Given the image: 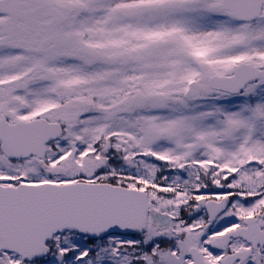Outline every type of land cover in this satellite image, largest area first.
Wrapping results in <instances>:
<instances>
[{"label":"snow or ice","instance_id":"6c2138e0","mask_svg":"<svg viewBox=\"0 0 264 264\" xmlns=\"http://www.w3.org/2000/svg\"><path fill=\"white\" fill-rule=\"evenodd\" d=\"M0 264H264V0H0Z\"/></svg>","mask_w":264,"mask_h":264}]
</instances>
